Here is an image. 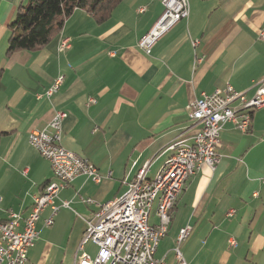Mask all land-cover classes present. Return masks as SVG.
<instances>
[{"label":"crops","instance_id":"crops-1","mask_svg":"<svg viewBox=\"0 0 264 264\" xmlns=\"http://www.w3.org/2000/svg\"><path fill=\"white\" fill-rule=\"evenodd\" d=\"M27 1L0 0V220L10 210L26 215L51 178L28 136L58 110L66 113L62 146L101 175L98 183L78 175L60 190L68 207L50 226L43 223L49 208L41 215L25 264H48L70 242L74 257L85 251L90 242L79 245L96 202L122 195L146 161L153 178L168 147L192 136L198 126L187 106L201 92L228 84L254 95L264 78V0H188V17L148 53L139 40L161 15L162 0H121L101 23L77 8L42 48L7 54L10 23ZM64 38L70 47L59 51ZM58 76V91L46 97ZM220 139L218 161L189 176L176 199L155 252L162 264H176L175 238L185 226L180 251L187 264H264V108L252 111L245 132L225 123Z\"/></svg>","mask_w":264,"mask_h":264},{"label":"built area","instance_id":"built-area-1","mask_svg":"<svg viewBox=\"0 0 264 264\" xmlns=\"http://www.w3.org/2000/svg\"><path fill=\"white\" fill-rule=\"evenodd\" d=\"M162 4L161 15L139 40V46L147 53L159 38L189 14L188 0H162ZM69 47V40L64 38L59 51ZM62 81L63 76H58L45 91V96L56 93ZM258 108H264V78L257 83L254 95L250 98L228 84L224 90L201 92L187 106L191 125L198 126L192 136L186 138V144L179 147L178 153L165 159L161 166L162 176L148 179L146 173L150 161H146L138 169L136 177L127 183V190L122 195L104 203L96 202L98 210L92 219L86 221L79 245V249H82L86 243L92 242L97 248L96 253L92 257L81 251L75 255L73 264H162L155 257V252L166 228L170 198L182 175L184 162H189L193 152H201L199 167L203 164L213 167L218 161L222 126L231 122L245 132L250 127L252 111ZM65 115V112L58 110L43 128L33 129L29 133L30 145L48 161L52 176L40 193L33 197L26 215L10 210L7 218L0 220V264L27 262V252L38 238L37 222L41 215L49 208L43 223L50 226L59 209L68 207L67 201L59 200L58 193L78 175H86L96 183L101 180L93 164L62 146L61 122ZM161 184H169V191L157 215V223H151L146 220L147 206L150 205L155 188ZM84 201L90 203L93 200ZM188 232L189 226L181 228V234L175 241L176 264H187L181 254L180 244ZM230 243L235 245L233 240Z\"/></svg>","mask_w":264,"mask_h":264},{"label":"trees","instance_id":"trees-1","mask_svg":"<svg viewBox=\"0 0 264 264\" xmlns=\"http://www.w3.org/2000/svg\"><path fill=\"white\" fill-rule=\"evenodd\" d=\"M121 0H28L10 23L7 54L34 51L45 46L63 27L74 9H83L97 23L109 18ZM0 132V136H1ZM47 183V182H45ZM44 183V184H45Z\"/></svg>","mask_w":264,"mask_h":264},{"label":"bare ground","instance_id":"bare-ground-1","mask_svg":"<svg viewBox=\"0 0 264 264\" xmlns=\"http://www.w3.org/2000/svg\"><path fill=\"white\" fill-rule=\"evenodd\" d=\"M185 144H186V139H179L176 142L172 143L168 147V149L172 151L170 156H173L174 153H178L179 147ZM200 160H201V152H193L192 158H190L189 162H184L182 175L180 179L177 181V186L174 188L173 193L170 198V205L168 206V213H167L166 228L164 229L162 238L165 236L168 230V227L171 221V213H172L174 204L176 202V199L181 193L186 179L198 171L199 169L198 162ZM147 171H148V168H147ZM155 176H162V167ZM168 191H169V184H161L157 188H155V191L150 200V205L147 206L146 220H149V213H150V210L152 209L153 202L155 201L156 198L158 199V202L156 205V215H158V213L161 212L162 203L165 200ZM180 234H181V229L179 230L178 237Z\"/></svg>","mask_w":264,"mask_h":264},{"label":"rangeland","instance_id":"rangeland-1","mask_svg":"<svg viewBox=\"0 0 264 264\" xmlns=\"http://www.w3.org/2000/svg\"><path fill=\"white\" fill-rule=\"evenodd\" d=\"M156 205H157V200H155L153 202V206H152V209L150 211V221L151 219L153 218V214L156 213L155 212V208H156ZM179 232V231H178ZM178 232H177V235H176V238H175V241L177 239V236H178ZM62 243H67V239H64L62 241ZM163 244V243H162ZM176 245V244H175ZM71 246H72V243L70 242L68 245H67V248L64 249L63 251L61 252H57L55 254V256L53 258H50L48 261L51 260L50 263L48 264H73V260H74V254L75 252L71 251ZM162 247V246H161ZM175 247V246H174ZM85 251L88 252V254L90 256H94L95 253H96V249H95V246L90 242L88 244L85 245Z\"/></svg>","mask_w":264,"mask_h":264}]
</instances>
